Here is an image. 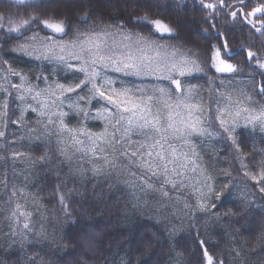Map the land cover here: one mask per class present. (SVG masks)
Instances as JSON below:
<instances>
[{
  "label": "trees",
  "instance_id": "1",
  "mask_svg": "<svg viewBox=\"0 0 264 264\" xmlns=\"http://www.w3.org/2000/svg\"><path fill=\"white\" fill-rule=\"evenodd\" d=\"M106 2L77 0L66 6L61 0L36 14H54L57 19L67 16L65 40L71 39L78 27L84 29L94 23L103 27L111 21L124 22L135 32L137 29L130 21L145 14L172 26L173 33L165 34L159 42L178 47L204 67L201 76L183 80L186 86H194L201 94L206 117L207 105L211 103L212 119L206 121L212 125V131L222 134L217 135L218 140L206 151V160L202 161L208 171L206 183L178 186L175 190L165 186L169 192L165 197L155 190L162 184L157 180L152 182L154 189H143L140 179L134 187L129 186L127 181L132 176L122 165L110 175L94 176L90 160L74 152L70 153V159L61 155L60 138L54 131L40 139H31L29 124L20 119L18 109H11L12 118L18 123L7 126L5 139L0 140V264H197L202 260V250L193 243L197 233L207 242L209 252L223 264H264V193L244 175L245 168L259 173L264 166V135L239 129L233 136L239 146L237 151L215 119L222 80L248 79L254 95L259 90L264 70L257 67L255 59L249 67L247 51L264 57V35L256 33L254 28L249 31L251 25L243 23V18L233 22L231 16L225 18L223 12L217 13L216 29L227 31L233 52L240 53L230 61L238 71L221 74L212 67L208 51L216 43L212 39L215 29L205 23L212 10H202L199 0H118L116 7H106ZM11 3L12 0H0V14L33 13L31 8L10 10ZM251 3L258 5L264 0H251ZM92 9L88 24L78 25L77 20ZM33 32L38 37L45 35L37 31L35 24L32 32L20 39H16L15 33L9 36L6 29L0 34V66L6 71L11 66L40 84H67L74 79L72 71L55 63L30 59L18 51L19 44ZM258 98L264 100V97ZM67 113L64 119L69 127H77L84 121L82 114L77 115L70 108ZM86 125L96 133L105 127L101 119H89ZM224 183H229L230 191L222 193L217 200L216 194ZM58 185L69 205L67 213L59 202ZM205 185L216 190L211 196L216 208L209 205L207 212L197 206L201 190L208 192ZM14 201L32 212L31 239L23 243L18 236H13L15 229L10 214ZM34 233L42 235L37 237Z\"/></svg>",
  "mask_w": 264,
  "mask_h": 264
},
{
  "label": "snow or ice",
  "instance_id": "2",
  "mask_svg": "<svg viewBox=\"0 0 264 264\" xmlns=\"http://www.w3.org/2000/svg\"><path fill=\"white\" fill-rule=\"evenodd\" d=\"M57 2L61 0H48L47 3L40 4L31 3L30 0H13V3L8 5L10 10L13 7L31 8L33 13H10L7 16L0 14V34L6 29L9 36L15 33L16 39H20L26 33L32 32V25L35 24L37 31L45 32V35L38 37L37 33L33 32L19 44V49L37 60L54 62L71 70L75 74L74 79L67 84L57 82L55 88L48 85L46 91L51 99L41 101L40 97L44 92L37 90L38 85H31L23 73H17L8 66L4 77L0 79V90H8L11 96L10 89H16L17 98L20 100H25L27 94L31 95L34 101H38V107H34L33 111L42 118L47 117L44 134L50 135L47 125H55L56 135L60 138L58 143L62 145L59 149L61 155L70 159V153L79 152L90 157V171L94 176L110 175L112 170L122 165L132 176V179L127 181L129 186L134 187L136 180L142 177L162 178L161 187L155 190L165 197L169 196L165 186L170 185L174 190L178 186L185 187V177L190 171L195 172L196 168V161L193 159L196 152L191 138L222 135L212 131V125L206 123V119H212L211 103L207 105L206 117V107L202 100H196L194 86H186L182 79L186 74L204 71V67L197 63V60L189 59L187 54L181 53L178 47L169 51L168 46L160 43V39L165 34L170 36L174 29L162 19L151 18L147 14L130 21L132 27L137 29L135 32L128 29L124 22L111 21L103 27H98L96 23L84 29L78 27L75 35L65 40L64 37L68 35L67 16L57 19L54 14H36L40 9L51 8L53 3ZM62 2L71 6L77 0ZM199 3L202 10H212L205 18V23L211 24L212 29H215L212 39L216 43L208 49L211 52L212 67L217 73L235 74L238 68L230 61L240 53L233 52L228 42L229 33L216 29L219 19L217 13L223 12L225 18L231 16L233 22H239L243 18V23L251 25L249 31L254 28L256 33L264 35V3L252 5L251 0H216L207 3L205 0H199ZM117 4L118 0H107L105 6L116 7ZM135 10L134 8L133 11ZM91 11L94 9L81 16L77 24L87 25ZM29 40L32 43H29ZM247 57L249 67H252L251 62L255 59L257 67L264 70V57H258L253 51H247ZM204 63H207V58ZM108 71L116 75L110 77L107 75ZM255 71L256 69H253V72ZM9 75L18 76L20 84L9 82ZM123 77H151L158 83L150 86L139 85L130 80L125 81ZM251 79L255 88V77ZM45 81L47 83V77ZM221 82L223 83V80ZM9 84L10 89H6L5 86ZM34 92L35 95H32ZM220 95L224 103L221 106L220 101H216L215 119L220 123L223 132L228 133L227 139L231 140L239 151L236 139L231 133L241 120L245 126L251 125L253 129L259 126L264 130V103L253 105L251 97L247 96L243 88L240 89V96H247L248 103H244L241 98L233 100L231 93ZM256 95L264 97V73ZM65 103L77 115H83L84 121L77 127H69L65 121L64 117L68 114L64 111ZM97 105L99 107H96ZM3 107L5 127L17 124L18 120L12 118L14 113L10 111L8 100H5ZM93 108L96 109L95 113ZM23 112L24 109H21L20 119H23ZM229 118L231 125L228 124ZM89 119H101L105 124L104 129L100 133L89 131L86 125ZM38 122L44 123L43 119ZM5 137L6 133L0 131V138ZM14 155L20 156L23 153ZM123 161L127 163L124 164ZM241 164L243 166L244 162L241 161ZM136 169H139V175ZM244 175L264 193V166L259 173L245 168ZM141 186L145 190L155 187L148 179H143ZM205 187L208 192L206 194L201 190L197 206L207 212L209 205L212 209L216 208L211 199L216 190L211 185ZM227 191H230L229 183H224L220 193L216 194V199H220V195ZM15 194L13 191L12 195ZM57 194L60 205L67 213L69 205L59 185ZM185 206H188L187 203ZM13 215L23 227L20 232L13 230V236H18L22 243L30 240L29 233L33 232L32 212L21 210V206L16 204ZM34 235L40 237L42 233ZM193 243L202 250V260L197 261V264H223L222 260H217L209 252L207 242L199 238V233Z\"/></svg>",
  "mask_w": 264,
  "mask_h": 264
},
{
  "label": "rangeland",
  "instance_id": "3",
  "mask_svg": "<svg viewBox=\"0 0 264 264\" xmlns=\"http://www.w3.org/2000/svg\"><path fill=\"white\" fill-rule=\"evenodd\" d=\"M13 1V0H12ZM35 0H30V2H33ZM29 43H32L31 40L28 41ZM162 43V42H160ZM166 46H168V50L171 51L173 47L169 46L168 44L162 43ZM18 51L25 55L26 57L30 58V59H34L37 60L29 55H26L22 50L18 49ZM181 53L187 54L189 59L195 60L192 56H190L188 53L186 52H182L180 50ZM41 61V60H38ZM48 62V61H47ZM50 63H54V62H50ZM198 63V62H197ZM71 71V70H70ZM7 71L4 70L1 66H0V79H2L5 75ZM202 71L201 72H193L191 74H186L182 79L188 78V77H196V76H201ZM221 74H229V73H221ZM107 75L112 77L115 76V73H112L111 71L107 72ZM122 79H124L125 81H132L134 84H139V85H151V84H156L158 83V81H156L155 79L151 78V77H146L143 79H137L135 77H123ZM8 80L9 82H15L16 84H20V79L18 76H8ZM31 85L33 86H37L38 85V91H42L44 92V95L40 97V100H44V99H51L50 97H48V93L46 91V88L48 85L51 84H40L38 82H32L29 79H27ZM117 84H119V80H117ZM53 88H55V85H52ZM6 89H10V84L5 86ZM243 88L245 90V92L247 93V96L251 97V103L253 105L259 106V104L264 103V100H260L258 98V96L254 95V93L252 92L251 89V81L249 82L248 79H239V80H235V81H229V80H225V82L222 83L221 86V91L220 93H231L232 95V99L236 100L237 98H241L244 100V103H248V99L247 96L241 97L240 96V89ZM233 89H235V91H233ZM11 91V96H9V91L8 90H0V131H4L6 133L7 127H5L4 124V118H3V111H4V103L5 100L9 101V105H10V110L11 109H18V113H19V117H21V109H24L23 112V121L28 123L30 126V132L29 135L31 137V139L33 140H37V137H39V139L43 136H45V124H47V117H40L38 115V113L36 111H33L34 107H38L39 102L38 101H34L32 99L31 95H27L26 94V99L25 100H20L19 98H17V90L16 89H10ZM219 93V101L221 103V106H223V97L220 95ZM35 95V92L32 94ZM194 95L196 100H202L201 94L199 93V91L197 89L194 88ZM68 105L67 103H65L64 105V111L67 112L68 110ZM53 111H56L55 109H53ZM93 113H95L96 109L93 108L92 109ZM30 115V116H29ZM41 119H43L44 123H39L38 121H40ZM53 119H55V117H53ZM207 123V121H206ZM228 124L231 125V119H228ZM239 129H245V130H249L252 133H260L264 135V130H261V128L259 126H257L255 129H253V127L251 125H247L245 126L244 121L241 120L239 122V124L236 126L235 131L231 133L232 136H234V134L239 130ZM47 130L49 132L56 130V126L55 125H47ZM89 130V129H88ZM212 130V129H211ZM93 133V130H89ZM56 133V132H55ZM5 138H0V140H3ZM135 139H140L139 137H135ZM218 140V136L214 135V136H193L191 138V143L192 145L195 147V152H196V156L193 157V159H195L196 161V168H195V172H189L187 177H185V186L186 185H201V184H205L206 180H207V169L204 166V163L202 161L206 160V151L210 150L212 148V145L215 141ZM76 155H81V157H83L84 159H88L90 160V157L88 156H84L82 153L79 152H74ZM121 160L123 158H120ZM124 164H126V161H123ZM139 172V169H136ZM143 179H148L151 182H154L153 180H157L160 181L162 183V178L161 179H157L156 177H142L139 181H142ZM19 204L21 206V210L27 209L26 206H24L23 204H21L19 201H14L13 202V206H12V212L10 214V221L12 222V226L13 228L17 231H23V227H22V223L18 224L17 223V217L13 215V211L15 209V205ZM28 210V209H27ZM29 211V210H28ZM31 224H32V229H33V217L31 218ZM32 234V233H29Z\"/></svg>",
  "mask_w": 264,
  "mask_h": 264
}]
</instances>
